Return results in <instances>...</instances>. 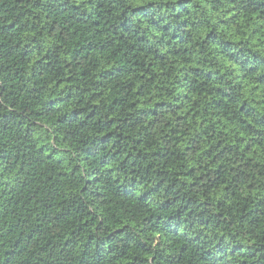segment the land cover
<instances>
[{
	"label": "trees",
	"instance_id": "16d2710c",
	"mask_svg": "<svg viewBox=\"0 0 264 264\" xmlns=\"http://www.w3.org/2000/svg\"><path fill=\"white\" fill-rule=\"evenodd\" d=\"M0 264H264V0H0Z\"/></svg>",
	"mask_w": 264,
	"mask_h": 264
}]
</instances>
